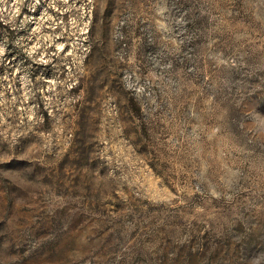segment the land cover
<instances>
[{"label":"rangeland","instance_id":"obj_1","mask_svg":"<svg viewBox=\"0 0 264 264\" xmlns=\"http://www.w3.org/2000/svg\"><path fill=\"white\" fill-rule=\"evenodd\" d=\"M0 264H264V0H0Z\"/></svg>","mask_w":264,"mask_h":264}]
</instances>
